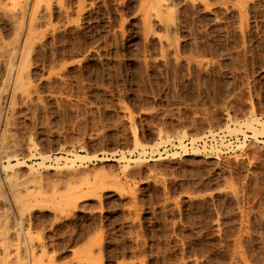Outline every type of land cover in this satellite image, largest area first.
<instances>
[{
	"label": "rangeland",
	"instance_id": "1",
	"mask_svg": "<svg viewBox=\"0 0 264 264\" xmlns=\"http://www.w3.org/2000/svg\"><path fill=\"white\" fill-rule=\"evenodd\" d=\"M261 120L264 0H0V258L264 264Z\"/></svg>",
	"mask_w": 264,
	"mask_h": 264
},
{
	"label": "bare ground",
	"instance_id": "2",
	"mask_svg": "<svg viewBox=\"0 0 264 264\" xmlns=\"http://www.w3.org/2000/svg\"><path fill=\"white\" fill-rule=\"evenodd\" d=\"M154 11V10H153ZM155 16H156V14H155ZM29 36V35H28ZM23 59V58H22ZM195 84H197V82L195 83ZM254 115V114H253ZM255 121V123H258L259 124V121H258V119L257 118H255L254 116H252L251 117V120L249 119L248 121H243V124H245L248 128H251L252 130H253V132L256 134L258 131H257V129H256V127L254 126L255 124L253 123ZM242 124V125H243ZM260 124H261V126H263L264 127V121L262 122V120L260 121ZM210 125V124H209ZM245 126V127H246ZM240 127V126H239ZM225 129H227L228 131H233L234 129H235V127H233V128H231V127H229L228 125L225 127ZM236 129H239V128H236ZM262 133V132H261ZM254 134V135H255ZM171 136V135H170ZM177 136V135H176ZM136 137V136H135ZM134 137V138H135ZM171 138V137H170ZM200 138V137H199ZM136 139V138H135ZM197 139V138H196ZM137 140V139H136ZM193 140H195V138L194 137H192L191 138V141H193ZM178 141H179V145H180V147H182V149H183V151L185 150V145H183L182 144V141H181V138H179L178 139ZM155 142H157V141H155ZM160 142V141H159ZM159 142H157L156 143V145H158L159 144ZM135 143V142H134ZM178 143V142H177ZM221 143V142H220ZM228 143V142H227ZM136 144V143H135ZM137 145V144H136ZM139 145H140V142H139ZM141 145L143 146V144L141 143ZM151 145V144H150ZM155 145V144H154ZM245 145V144H244ZM135 146V145H134ZM144 146H146L145 144H144ZM242 147V146H241ZM156 149V148H155ZM133 150V149H132ZM157 150V149H156ZM166 151V150H165ZM182 151V152H183ZM192 151V150H191ZM129 152V151H128ZM144 153V152H143ZM85 154H83V155H81V154H74V158H77V159H82V158H84L85 156H84ZM123 155V154H122ZM121 156V155H120ZM173 156V155H172ZM49 156L48 155H44V156H42V160L44 159L45 160V158H48ZM89 157H91V156H89ZM56 159L58 158V157H55ZM73 158V157H72ZM65 159H67V157L66 158H64V160ZM140 159V158H139ZM68 160V159H67ZM23 161H19V160H17V164L18 163H22ZM41 163V162H40ZM14 164V163H13ZM13 164H12V166H13ZM10 165H11V163H9L8 161H7V164H2L1 163V161H0V170H3L4 168H6V167H10ZM29 165V164H28ZM93 185H94V183H93ZM91 188V187H90ZM89 188V189H90ZM88 189V188H87ZM31 241V240H30ZM21 244V243H20ZM26 244V243H25ZM22 245V244H21ZM34 247V246H33ZM31 248V247H30ZM5 253H7V250L6 251H4ZM31 253V252H30ZM9 254V253H8ZM10 256V254L7 256V258ZM1 257V256H0ZM3 257H4V255L2 256V258H0V261L1 262H3ZM5 258V257H4ZM9 260V259H8ZM16 260V259H15ZM5 261H6V258H5V260H4V263H5ZM12 261V260H11ZM10 262V260L9 261H7V263H9ZM10 263H12V262H10ZM2 264V263H1ZM6 264V263H5ZM13 264H17V263H15V262H13ZM20 264V263H19Z\"/></svg>",
	"mask_w": 264,
	"mask_h": 264
}]
</instances>
